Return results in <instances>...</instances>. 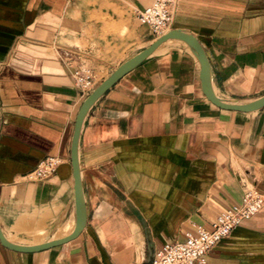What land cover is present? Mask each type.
I'll use <instances>...</instances> for the list:
<instances>
[{"label": "crops", "instance_id": "obj_1", "mask_svg": "<svg viewBox=\"0 0 264 264\" xmlns=\"http://www.w3.org/2000/svg\"><path fill=\"white\" fill-rule=\"evenodd\" d=\"M154 0H0V225L40 244L74 229L71 148L84 96L155 37L137 18ZM173 28L212 53L224 98L264 93V0H179ZM90 217L75 241L35 254L0 242V264H152L195 225L211 229L248 188L264 195V110L220 109L181 44L159 50L93 108L80 145ZM49 157L63 165L29 178ZM207 264H264V210L221 241Z\"/></svg>", "mask_w": 264, "mask_h": 264}, {"label": "water", "instance_id": "obj_2", "mask_svg": "<svg viewBox=\"0 0 264 264\" xmlns=\"http://www.w3.org/2000/svg\"><path fill=\"white\" fill-rule=\"evenodd\" d=\"M173 44L183 45L200 64L201 80L203 83L204 93L207 98L217 107L227 111L242 113H256L264 110V93L256 97H250L246 99L224 98L219 96L215 88L217 84V78L213 67L212 53L208 46L197 34L190 30L182 28L171 29L167 33L156 38L150 46L126 59L111 73V75L106 80H104L85 98L81 106L75 122V130L71 148V164L74 178L72 205L74 207L75 225L73 231L56 238V230L62 223V220L58 219L51 226L42 243L35 245H24L10 240L0 225V242L5 248L17 253L35 254L71 243L77 240L84 233L88 226L90 217V207L88 195L85 191L83 165L80 154L81 138L85 121L93 108L97 106L98 103L107 95V93L112 90L126 75L144 64L162 48L171 46Z\"/></svg>", "mask_w": 264, "mask_h": 264}, {"label": "built area", "instance_id": "obj_3", "mask_svg": "<svg viewBox=\"0 0 264 264\" xmlns=\"http://www.w3.org/2000/svg\"><path fill=\"white\" fill-rule=\"evenodd\" d=\"M179 0H154L139 11L137 18L146 25L151 34L158 38L173 29ZM75 86L86 96L96 87L93 70L82 68L75 77ZM60 157L43 160L30 174L33 181H47L57 174L63 165ZM264 210V195L257 189H246L241 204L219 214L211 229L195 225L184 235L182 242L167 244L159 249L152 264H207L210 253L232 232L250 221Z\"/></svg>", "mask_w": 264, "mask_h": 264}]
</instances>
